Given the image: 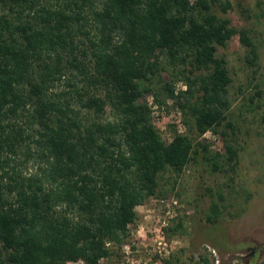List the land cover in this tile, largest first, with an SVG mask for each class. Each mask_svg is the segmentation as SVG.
Segmentation results:
<instances>
[{
  "label": "trees",
  "instance_id": "16d2710c",
  "mask_svg": "<svg viewBox=\"0 0 264 264\" xmlns=\"http://www.w3.org/2000/svg\"><path fill=\"white\" fill-rule=\"evenodd\" d=\"M232 10V0H0V264H100L186 166L236 163L233 78L218 51L238 36L252 66L260 53ZM149 96L171 100L187 132L173 123L165 139ZM209 131L225 151L200 139ZM211 212L217 225V202Z\"/></svg>",
  "mask_w": 264,
  "mask_h": 264
},
{
  "label": "rangeland",
  "instance_id": "374dc122",
  "mask_svg": "<svg viewBox=\"0 0 264 264\" xmlns=\"http://www.w3.org/2000/svg\"><path fill=\"white\" fill-rule=\"evenodd\" d=\"M232 2L234 10L226 16L251 30L260 53L258 66H252L248 47L238 36L218 51L233 78L231 117L236 129L228 139L238 149L236 163L220 171L201 160L186 166L173 193L152 197L136 208L138 219L130 225L127 242L118 255L100 264H197L204 257L214 264H264V0ZM176 109L171 100L168 106L154 108L155 124L168 141L170 126L179 118ZM178 129L187 132L184 124ZM200 139L208 141L212 151H225L221 134L209 131ZM35 171L30 161L25 172ZM215 202L221 211L217 225L211 217ZM179 221L183 226L178 232L167 230Z\"/></svg>",
  "mask_w": 264,
  "mask_h": 264
},
{
  "label": "built area",
  "instance_id": "2783aa9c",
  "mask_svg": "<svg viewBox=\"0 0 264 264\" xmlns=\"http://www.w3.org/2000/svg\"><path fill=\"white\" fill-rule=\"evenodd\" d=\"M186 86H185V84H183L182 82H180L179 84H178V88H185ZM149 102H150V104L153 106V108H155L157 105L155 104L154 105V100H153V98L152 99H150L149 98ZM176 111H177V113L179 114V118L175 121V123L178 125V128L180 127L181 128V126H183V122H182V113H181V111L177 108L176 109ZM155 122V121H154ZM180 132H181V130H179ZM166 200L165 199H162V202H165Z\"/></svg>",
  "mask_w": 264,
  "mask_h": 264
}]
</instances>
